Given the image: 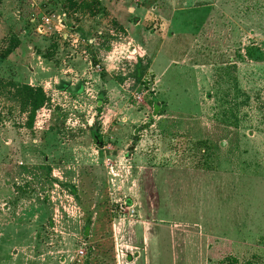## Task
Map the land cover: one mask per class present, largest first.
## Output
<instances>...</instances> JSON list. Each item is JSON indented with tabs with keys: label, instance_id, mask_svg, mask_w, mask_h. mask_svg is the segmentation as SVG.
<instances>
[{
	"label": "rangeland",
	"instance_id": "obj_1",
	"mask_svg": "<svg viewBox=\"0 0 264 264\" xmlns=\"http://www.w3.org/2000/svg\"><path fill=\"white\" fill-rule=\"evenodd\" d=\"M0 264H264V0H0Z\"/></svg>",
	"mask_w": 264,
	"mask_h": 264
},
{
	"label": "trees",
	"instance_id": "obj_2",
	"mask_svg": "<svg viewBox=\"0 0 264 264\" xmlns=\"http://www.w3.org/2000/svg\"><path fill=\"white\" fill-rule=\"evenodd\" d=\"M28 90L31 91L32 95L33 93L35 95H33L31 99L29 96H25L23 98L22 104L26 109H29L28 117L26 121H27L28 128H31L34 118L36 117V113L40 109H42L44 106L47 105L48 100L45 94L43 93L42 89L37 88V89L31 90L28 88Z\"/></svg>",
	"mask_w": 264,
	"mask_h": 264
},
{
	"label": "built area",
	"instance_id": "obj_3",
	"mask_svg": "<svg viewBox=\"0 0 264 264\" xmlns=\"http://www.w3.org/2000/svg\"><path fill=\"white\" fill-rule=\"evenodd\" d=\"M128 210H129V212H130V215L132 216L134 211L132 210V208H128ZM80 255L82 256L83 253L81 252Z\"/></svg>",
	"mask_w": 264,
	"mask_h": 264
}]
</instances>
